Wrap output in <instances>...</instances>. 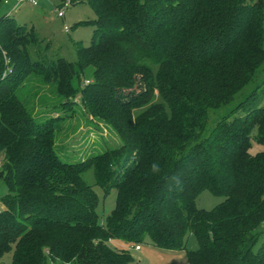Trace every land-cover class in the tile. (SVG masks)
<instances>
[{
  "label": "trees",
  "instance_id": "obj_1",
  "mask_svg": "<svg viewBox=\"0 0 264 264\" xmlns=\"http://www.w3.org/2000/svg\"><path fill=\"white\" fill-rule=\"evenodd\" d=\"M72 3L96 16L91 45L74 44L75 63L50 58L37 32L0 18V183L9 189L0 258L134 264L109 242L148 239L186 251L189 264H264V151L250 154L255 130L264 146V82L210 126L263 73L264 0ZM78 99L120 144L69 163L56 137ZM91 169L104 194L117 192L104 222L82 179ZM204 191L223 201L198 209Z\"/></svg>",
  "mask_w": 264,
  "mask_h": 264
},
{
  "label": "rangeland",
  "instance_id": "obj_2",
  "mask_svg": "<svg viewBox=\"0 0 264 264\" xmlns=\"http://www.w3.org/2000/svg\"><path fill=\"white\" fill-rule=\"evenodd\" d=\"M30 1H36L33 5ZM256 1V0H253ZM18 0H0V18L6 14L13 17L19 24L26 25L28 28L37 32L41 39L45 40L44 45L49 46L47 55L52 59L64 58L69 62L75 63L77 55L75 43H82L90 46L93 40L94 25L92 23L96 16L93 10L86 4H75L65 11L64 18H58L57 6L60 0H23L17 6ZM68 27L69 32L64 28ZM90 75L87 76V79ZM264 82V70L258 79L248 85L228 107L212 114L210 126L213 125L218 116L225 115L245 100L258 85ZM155 100L160 101V96L156 92ZM77 108L73 111L67 110L65 116L58 126L56 137V148L63 161L69 163H79L88 157L102 153L106 149L114 148L120 144L119 136L114 130L105 123L94 120L89 112L82 107L80 100H77ZM37 107L42 108L39 104ZM259 107H264V97L259 102ZM136 113V112H135ZM239 115V114H238ZM56 117L55 115H52ZM50 117V116H49ZM46 117L45 119L49 118ZM256 130L252 134L250 154L256 155L264 151V146L259 144L255 138ZM3 156L0 154V165ZM82 179L91 186L99 197L98 214L100 221L111 214L116 203V190L108 194L96 186L93 169L83 174ZM9 194V189L0 183V206L2 199ZM223 201V198L215 197L210 192L204 191L197 199L198 209L210 211ZM260 230L264 232V224ZM109 245L118 250L129 249L134 259V264H189L186 251H166L159 249L146 239L140 243V251L129 247L121 240H111ZM135 247V246H134ZM198 248L194 236L190 235L187 239V250L192 251ZM13 251L4 254L0 258V264H12ZM61 264V263H59Z\"/></svg>",
  "mask_w": 264,
  "mask_h": 264
},
{
  "label": "built area",
  "instance_id": "obj_3",
  "mask_svg": "<svg viewBox=\"0 0 264 264\" xmlns=\"http://www.w3.org/2000/svg\"><path fill=\"white\" fill-rule=\"evenodd\" d=\"M72 2H73V0H60L59 4L57 6V10H56L58 18H64L65 17V11L70 9L73 6ZM21 3H23V0H18L17 6H19ZM30 3L33 4L34 6L37 5L36 1H30ZM64 31L69 32L68 27H65ZM0 209H1V207H0ZM134 249L136 251H140L141 247L138 245V246H135Z\"/></svg>",
  "mask_w": 264,
  "mask_h": 264
},
{
  "label": "clouds",
  "instance_id": "obj_4",
  "mask_svg": "<svg viewBox=\"0 0 264 264\" xmlns=\"http://www.w3.org/2000/svg\"><path fill=\"white\" fill-rule=\"evenodd\" d=\"M156 168V165H153V169H155Z\"/></svg>",
  "mask_w": 264,
  "mask_h": 264
}]
</instances>
